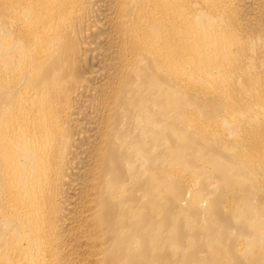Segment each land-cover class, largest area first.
<instances>
[{
  "label": "bare ground",
  "instance_id": "obj_1",
  "mask_svg": "<svg viewBox=\"0 0 264 264\" xmlns=\"http://www.w3.org/2000/svg\"><path fill=\"white\" fill-rule=\"evenodd\" d=\"M0 264H264V0H0Z\"/></svg>",
  "mask_w": 264,
  "mask_h": 264
}]
</instances>
